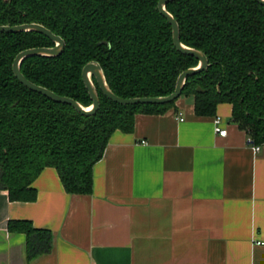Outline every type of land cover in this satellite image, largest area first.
<instances>
[{
    "label": "trees",
    "instance_id": "obj_1",
    "mask_svg": "<svg viewBox=\"0 0 264 264\" xmlns=\"http://www.w3.org/2000/svg\"><path fill=\"white\" fill-rule=\"evenodd\" d=\"M160 0H0V26L40 24L65 41L59 57H30L21 72L30 82L88 108L82 79L100 64L112 92L124 99L166 97L180 75L199 60L179 52ZM166 10L180 28L182 44L204 53L207 71L190 76L180 97H194L199 117H214L220 104L252 144L264 145V6L256 0H177ZM39 33H0V191L11 202L34 203V182L54 168L70 195H91L93 168L116 131L132 133L138 115H163V105L124 106L96 85L100 108L86 116L72 106L33 92L15 77L23 51L52 48ZM202 90L203 92L199 91ZM10 234L26 237L27 259L52 251L53 234L30 220H10Z\"/></svg>",
    "mask_w": 264,
    "mask_h": 264
},
{
    "label": "crops",
    "instance_id": "obj_2",
    "mask_svg": "<svg viewBox=\"0 0 264 264\" xmlns=\"http://www.w3.org/2000/svg\"><path fill=\"white\" fill-rule=\"evenodd\" d=\"M260 147L229 104L199 117L194 97H180L163 115H138L132 133L111 136L91 195L66 193L54 168L34 182V203L0 191V264H264ZM10 220L51 230L52 251L28 261Z\"/></svg>",
    "mask_w": 264,
    "mask_h": 264
},
{
    "label": "water",
    "instance_id": "obj_3",
    "mask_svg": "<svg viewBox=\"0 0 264 264\" xmlns=\"http://www.w3.org/2000/svg\"><path fill=\"white\" fill-rule=\"evenodd\" d=\"M177 0H160L158 3L159 12L162 16L168 21V23L172 27L173 34V42L175 48L185 54L190 55L199 60V65L196 68H190L183 72L178 81L175 92L166 97H156V98H133V99H124L116 96L112 90L110 89L103 70L99 63L90 62L84 68L82 72V79L85 84L86 89L89 92V95L93 101L92 105L88 108L83 107L77 101L68 98L59 96L56 93L48 90L47 88L38 86L25 78V76L21 72L22 63L30 57H47L54 58L59 57L65 50V41L51 32L48 28L40 24H23L18 26H0V33H11V34H19V33H39L47 38H49L52 42L55 43V46L52 48H33L28 49L21 52L14 60L13 63V72L18 81L24 85L26 88L33 92H37L42 94L46 98L61 104H67L72 106L77 112L82 115L92 116L95 115L100 108V98L98 94V90L96 88L95 83L93 82V78L96 80L100 90L102 93L111 101L124 105V106H135V105H163L172 103L178 100L182 94L183 88L185 87L186 81L190 76L198 74L203 71H207L209 67V62L204 53L199 50L189 48L182 44L180 40V28L177 21L174 17L166 10L167 4L174 2ZM260 5L264 6V0H256ZM200 92H203L199 89Z\"/></svg>",
    "mask_w": 264,
    "mask_h": 264
},
{
    "label": "built area",
    "instance_id": "obj_4",
    "mask_svg": "<svg viewBox=\"0 0 264 264\" xmlns=\"http://www.w3.org/2000/svg\"><path fill=\"white\" fill-rule=\"evenodd\" d=\"M180 119L181 121H183L184 119H182V114H180ZM214 125H215V133L217 135H219L220 137H226L227 136V130L225 128H223V120L219 117L215 118L214 120ZM261 149L260 146H256L255 150L257 152H259Z\"/></svg>",
    "mask_w": 264,
    "mask_h": 264
}]
</instances>
